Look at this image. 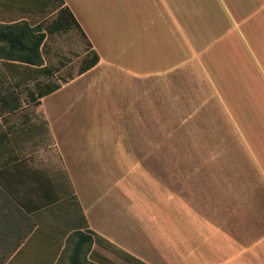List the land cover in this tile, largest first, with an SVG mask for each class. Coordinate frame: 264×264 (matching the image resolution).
<instances>
[{"label":"crops","instance_id":"1","mask_svg":"<svg viewBox=\"0 0 264 264\" xmlns=\"http://www.w3.org/2000/svg\"><path fill=\"white\" fill-rule=\"evenodd\" d=\"M4 3L0 23L9 24L30 23L54 3L56 15L66 8L84 58L95 52L98 61L39 99L50 145L11 146L13 156H0V264L18 256L14 264H264V0ZM190 73L216 105L227 107L226 119L252 122L243 133L249 159L230 163L237 171L223 181L206 183L199 172L162 174L147 160L183 150L157 143V122L170 120L167 107L158 109L167 105L158 90L179 74L187 96ZM97 81L121 85H100L97 92ZM94 100L113 105L122 121L130 120L127 114L138 120L140 143L130 140L133 127L116 135L88 128ZM136 147L139 161L129 164L127 177L124 165L101 160L105 152L131 154ZM18 152L39 155L21 159ZM68 199L82 222L61 234L60 204ZM69 239L85 255L60 263Z\"/></svg>","mask_w":264,"mask_h":264},{"label":"rangeland","instance_id":"2","mask_svg":"<svg viewBox=\"0 0 264 264\" xmlns=\"http://www.w3.org/2000/svg\"><path fill=\"white\" fill-rule=\"evenodd\" d=\"M5 1L0 0V6H5ZM55 8L56 3H54L50 13L41 14L39 18L31 20L30 23L27 21L10 23L26 22L35 31V34H44L40 44L41 65H29L20 63L18 60L7 59L5 55L8 50H13L19 54L20 49L10 43L9 37L11 35H7L0 29V148L1 151H4L0 152L2 160L13 156V153L7 149L11 146L41 150L51 144L46 133V122L38 114L37 104L32 101L30 95L37 94L40 89L47 85L62 83L64 80L76 76L79 68L90 59L89 54L84 58L82 36L76 29L68 28L58 31L50 29L56 19V13L53 12ZM7 24L9 23H0V26ZM39 66L44 67L40 68ZM188 77L187 96L181 93L179 74H174L172 80L167 83L168 87L165 90H158V96L164 97L167 101L166 106H158V109L164 110V107H167V118L170 120L157 122V143L158 145L170 144L174 148H182L183 150L158 151L154 154H148L147 160L155 163L157 167L155 170L162 174L165 170L177 174H180V171L188 172L189 176H192L194 172H199L206 176V183L209 177H216L217 181L220 180V177L223 181L231 172L234 174L237 171L230 168V163L249 159L248 152H246V138L243 133H246V129L249 132L248 129L251 128L246 127L250 126L252 122H236L226 119L225 116H228L225 114L228 112L227 107L216 105V98L209 95V90L203 83L197 82L196 74L190 73ZM114 82L116 81L101 84L97 81V92L101 90L100 85L112 88ZM162 83L164 85V82ZM115 85L120 86L121 84L116 82ZM11 99L16 100L17 109L14 111H9L6 106L1 104L2 100L8 102ZM234 107H236L235 110L242 111L237 109L239 106ZM112 108H114L113 105H102L98 100H94L91 110L86 111L89 115L87 119L85 118L87 127L92 130H110L114 132V135H116L115 131L128 130L133 127L134 131L130 133V140L134 144L140 143V135H137L140 133L139 121L131 118L129 114L127 116L130 120L122 121L118 116V111ZM133 108L136 109L137 104H133ZM144 123L148 125L147 121ZM140 124L142 128L144 125L142 122ZM164 131L172 132V135L164 137L162 136ZM138 149L139 147H136L131 154L105 152L102 154L101 160L112 164L116 163L119 167L124 165L123 175L121 168L117 169L116 174L127 177L130 169L129 164H132V161H139ZM15 155L24 159L27 155L37 157L39 153L18 152ZM90 155L96 156L95 153ZM141 155L143 157L147 154ZM91 159L94 160V157ZM190 182H195V180H190ZM61 187L62 196L68 197L69 194L64 181L61 182ZM200 204L204 205L202 202ZM60 210L61 217L58 219L57 228L61 234L81 225L80 212L73 206L71 199L63 200L60 204ZM76 241L70 242L69 239L65 250L63 249L64 243L59 257L60 263H63L67 257L72 260L84 257L85 253ZM18 259L19 256L14 258L13 262L10 261L9 264L16 263Z\"/></svg>","mask_w":264,"mask_h":264},{"label":"trees","instance_id":"3","mask_svg":"<svg viewBox=\"0 0 264 264\" xmlns=\"http://www.w3.org/2000/svg\"><path fill=\"white\" fill-rule=\"evenodd\" d=\"M71 16V13L68 12L66 8L60 9L56 15L55 22H53L52 27L50 28L52 31L58 30H66L70 28V24L65 14ZM72 18V16H71ZM75 22V20L73 19ZM76 24V22H75ZM78 27V25H77ZM0 29L7 33V35H11L9 37L10 43L13 46H17L20 49V53L16 54L13 50H8L5 55L7 59L10 60H18L20 63L29 64V65H41L42 57L40 54V44L44 38V34H35V31L28 25V23H20V24H7L1 25ZM3 49V48H2ZM98 61V56L95 52L90 56L89 61L82 65L78 74L86 71L90 67H92ZM66 81V80H64ZM63 81V82H64ZM60 87V83H53L45 86V88L40 89L37 94H31L30 98L36 104L39 103V99L44 95H47ZM3 106H6L9 111H14L17 109L16 100H10L6 102L5 100L1 101Z\"/></svg>","mask_w":264,"mask_h":264}]
</instances>
